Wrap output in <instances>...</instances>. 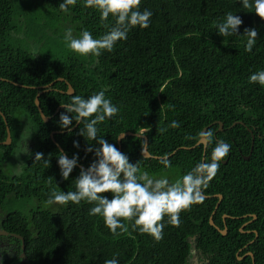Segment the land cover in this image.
Returning <instances> with one entry per match:
<instances>
[{
  "label": "trees",
  "instance_id": "obj_1",
  "mask_svg": "<svg viewBox=\"0 0 264 264\" xmlns=\"http://www.w3.org/2000/svg\"><path fill=\"white\" fill-rule=\"evenodd\" d=\"M62 2L0 0V114L11 139L8 146L0 145V229L24 239L26 260L19 262L105 264L116 256L119 264H194L197 259L203 264H264V86L249 82L253 73L264 70V20L240 0H142L140 10L153 13L150 26L132 28L112 52L85 57L65 44V29L73 28L77 37L86 29L99 38L115 21L109 17L105 27L98 11L84 7L85 0L61 12ZM228 12L243 20L240 36L218 34L216 24ZM245 28L258 32L251 53L245 50ZM58 79L63 81L38 98L43 115L51 117L44 123L34 103L35 88ZM64 83L71 86V95L63 93ZM104 88L120 111L98 125L99 136L118 148L120 134H142L152 158L143 157L145 140L134 136L121 140V152L133 164L140 161L149 174L175 182L202 161L203 153L210 162L216 141L231 145L204 190V202L181 213L179 226L165 217L160 241L134 230L132 222H126L127 233L114 236L101 216L89 215L94 205L86 201L46 205L53 189L75 190L81 166L86 169L96 159L88 147H99L80 135L82 124L70 132L62 129L65 109L55 111L73 95L87 98ZM174 120L180 127H169ZM160 128L168 130L161 133ZM205 128L214 139L203 151L186 137ZM5 140L0 116V143ZM21 145L24 153L18 158ZM57 146L69 159L79 157L68 180L61 175ZM36 153L50 157L51 166L35 161ZM19 164L23 169L17 174ZM219 195L212 221L226 235L209 223ZM246 253L252 258L238 259Z\"/></svg>",
  "mask_w": 264,
  "mask_h": 264
},
{
  "label": "clouds",
  "instance_id": "obj_2",
  "mask_svg": "<svg viewBox=\"0 0 264 264\" xmlns=\"http://www.w3.org/2000/svg\"><path fill=\"white\" fill-rule=\"evenodd\" d=\"M141 3L142 0H85L84 7L98 11L105 27H108L106 22L109 17L115 21V26L99 38H94L86 29L77 37L73 28H66L63 37L65 44L76 54L85 57H99L105 50L112 52L117 42L127 39L132 28L139 26L147 29L150 26L153 13L147 9L141 11ZM240 3L245 9L254 8L255 14L264 20V0H240ZM76 4L77 0H63L59 10L67 13L69 7ZM242 24L243 20L238 15L228 12L224 20L216 24V28L220 36H240L238 33ZM242 37L247 38L245 50L251 53L258 38L257 30L245 28ZM249 82L264 86V70L253 73ZM107 91L104 88L87 98L73 95L70 103L61 105L65 111L60 115V127L70 132L75 120L83 125L80 135L87 141H95L99 147L93 148L91 144L88 147L87 151H94L96 159L86 169L81 166L80 174L74 181L75 190L64 192L53 189L46 205L66 206L70 202L80 204L86 201L94 205L89 215L101 216L114 236L127 233L129 228L126 222H132L134 230L138 229L141 234H148L160 241L163 239L165 217L168 224L179 226L181 213L204 202V190L218 174L220 162L230 154L231 145L222 140L216 141L211 161L202 160L175 182H170L167 177L158 178L142 170L140 161L131 163L126 154L99 136L98 125L106 119L115 118L120 111L106 96ZM169 127L175 129L180 124L174 120ZM167 130L158 129L161 133ZM186 139H195L197 146L203 145L207 150L213 144L214 133L212 130H201L196 137L188 136ZM75 146L79 147L78 142ZM57 159L63 179L68 180L78 166V155L69 159L60 151ZM50 160V157L44 159L43 153L35 154V161H43L46 168L51 166ZM165 166L171 167L170 161H165ZM16 169L19 174L23 165L19 164ZM105 193H112L113 198L108 199L103 195ZM105 264H119V261L114 256Z\"/></svg>",
  "mask_w": 264,
  "mask_h": 264
},
{
  "label": "water",
  "instance_id": "obj_3",
  "mask_svg": "<svg viewBox=\"0 0 264 264\" xmlns=\"http://www.w3.org/2000/svg\"><path fill=\"white\" fill-rule=\"evenodd\" d=\"M1 81H4V80L0 79V82H1ZM57 81H63V79H58V80H56V81H54V82H52L51 84H48V85H46V86H42V87H37V88H35V89L39 90V93L36 95L34 103H35V105H36V107H37V109H38V111H39L40 117H41V119L43 120L44 123H47V122L51 119V117H45V116L43 115L42 111H41L40 108H39L38 98H39V96L42 95L43 93L51 91V86H52L55 82H57ZM11 84H13V83H11ZM66 84H67V87H68V92H67L66 94L71 95V94H72V88H71V86H70L68 83H66ZM13 85H16V84H13ZM16 86H19V85H16ZM19 87H22V86H19ZM62 108H63L62 106L58 107V108L56 109L55 113H57V112H58L60 109H62ZM0 116H1L2 119H3V122H4V124H5V128H6V140H5V142L0 143V145L8 146V145L11 143L9 128H8V126H7L6 120L4 119L3 115L0 114ZM77 125H78V124L76 123V125H75L73 128H71V131H72L75 127H77ZM204 130H207V128H205ZM54 134H56V133H52V134H51V138H52V139H53ZM121 135H124L123 138H122V139H118ZM132 136H134V137H138V138H141V139H144V140H145V144H144V148H143V157H144V158H152V156L147 152V140H146V138H145L142 134H132V133H130V132L120 134V135L117 137L118 149L121 151V145H120L121 140H123V139L126 138V137H132ZM53 142H54V140H53ZM252 142H253V137H252ZM196 146H197V143H196ZM202 146H203V145H202ZM57 147L59 148L60 151H62L61 148H60L59 146H57ZM203 151H205L204 147H203ZM245 159L247 160L248 158L246 157ZM202 160H204V153H203V158H202ZM224 163H226V162H224ZM217 197H218L219 201H218L217 205L215 206L214 211L212 212L211 217L209 218V223H210L211 226L215 227V228H216V229H217L222 235H226V229H224V230H220V229H218V228L214 225V223H213V221H212V217H213V215L215 214V212H216V210H217V208H218V205H219V203H220V201H221V199H222L220 195L217 196ZM248 216H249V215H248ZM224 219H225V218H224ZM255 219H256V216H253V219H252L250 222H252V221L255 220ZM250 222H248L247 224H249ZM244 226H245V225H243L242 227H244ZM255 234H256V232H255ZM256 236H257V234L255 235V237H256ZM252 242H253V241H252ZM191 252H192V254H194V250H192ZM245 256H249V257L252 258V254H251V253H246L243 257L238 258V259L240 260V259L244 258Z\"/></svg>",
  "mask_w": 264,
  "mask_h": 264
},
{
  "label": "flooded vegetation",
  "instance_id": "obj_4",
  "mask_svg": "<svg viewBox=\"0 0 264 264\" xmlns=\"http://www.w3.org/2000/svg\"><path fill=\"white\" fill-rule=\"evenodd\" d=\"M64 84L66 85V90L63 91V93L66 94L68 92V87L66 83ZM23 148L24 146L21 145L18 150L24 153ZM15 249L20 251L18 255L14 252ZM23 250L24 239L22 236L16 232L9 233L8 231L0 229V264H21L22 262H19L20 259H23V261L26 260ZM194 264H203V262L197 259Z\"/></svg>",
  "mask_w": 264,
  "mask_h": 264
},
{
  "label": "rangeland",
  "instance_id": "obj_5",
  "mask_svg": "<svg viewBox=\"0 0 264 264\" xmlns=\"http://www.w3.org/2000/svg\"><path fill=\"white\" fill-rule=\"evenodd\" d=\"M25 126V124L24 123H22V127H23V132H25L26 131V127H24ZM24 137V136H23ZM22 138V137H21ZM20 143H23V144H25V145H28L29 144V141L28 140H23V139H21L20 141H19ZM21 154H22V152L19 150V153H18V158L21 156Z\"/></svg>",
  "mask_w": 264,
  "mask_h": 264
}]
</instances>
